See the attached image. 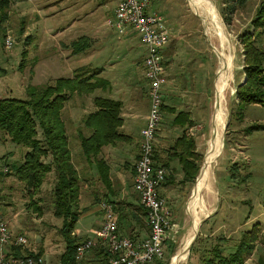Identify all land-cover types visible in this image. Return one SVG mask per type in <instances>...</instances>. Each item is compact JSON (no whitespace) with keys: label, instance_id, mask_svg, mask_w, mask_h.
<instances>
[{"label":"rangeland","instance_id":"obj_1","mask_svg":"<svg viewBox=\"0 0 264 264\" xmlns=\"http://www.w3.org/2000/svg\"><path fill=\"white\" fill-rule=\"evenodd\" d=\"M225 1L227 0H211L224 32L221 41L213 28L204 23L199 8L194 7L189 0H153L149 6L150 11H157L166 17L168 26L175 23L188 26L183 28L182 35L190 38V35L196 36L195 32L199 31L201 39L196 40L200 46L195 44L197 51H200V48L202 50L203 45L206 48L204 52H198L197 56L203 61V73L207 70L209 74V90L204 88L202 98L205 100L202 104L206 101L209 103V115L213 111V98L216 99L211 80L212 75L214 78L217 75L220 66V58L215 50L221 48L220 42L232 61V79L225 93L226 125L222 133V146L209 168L208 182L200 193L202 205L206 209H200L198 204V212L195 214L199 219L197 235L191 248L186 251L185 259L179 264H203L204 260L212 255L214 248L228 254L235 249L242 233L255 226L257 239L243 264L264 263V106L245 105L241 109L240 118L234 95L236 84L244 78L243 45L239 34L250 28L261 0H244L237 3L229 16V24L225 23L222 16L223 8H226ZM115 6L116 0H11L3 10L5 17L0 16V98H24L27 96L26 87L29 84L52 83L57 77L74 76L80 70L85 71L86 66L88 68L99 65L101 54L104 57L116 56L128 63L135 58V61L140 63L145 56V45L139 35L131 28H127L126 33L121 35L106 23V20L113 16ZM7 36L11 39L9 46L4 40ZM80 36H90L96 40L90 44L89 39L86 50L74 54L70 43ZM102 36L105 39L103 46L100 41ZM256 40L264 49V35ZM147 84L145 80L143 85ZM162 86L166 87V84ZM164 92L168 105L178 100L173 94L169 95L166 90ZM199 96L201 98V94ZM201 125L206 131L208 122L204 120ZM208 138L207 134L201 141L202 165L210 139ZM163 141L160 140L161 143ZM23 150V147L14 142H0V207L12 233L27 237L25 245L17 246L19 254L46 253L47 262L42 264H59L65 243L59 231L61 218L53 214V173L49 174L42 184L39 192L41 200L36 201L41 207L38 212L29 204L31 199L24 184L13 175L12 166H16L21 160ZM125 175L122 189L126 194H131L132 188L134 190L130 183L131 174L129 172ZM167 176L166 173L165 177ZM172 179L173 188L176 190L171 196L163 193L161 195L166 200L170 217L178 227L174 238L165 243L164 256L158 264H170L171 257L195 234L187 206L197 180L189 182L185 188V179L182 176H173ZM97 194L90 193L96 197L94 204L103 200L102 196ZM82 205H78L79 212H84L81 213L74 229L89 226L91 220L88 212L96 207L93 205L83 208ZM75 237L80 241L85 238L76 235ZM10 249L13 250V247L10 246ZM101 256L103 257V253ZM99 263L93 249L85 252L83 258L76 262Z\"/></svg>","mask_w":264,"mask_h":264},{"label":"crops","instance_id":"obj_2","mask_svg":"<svg viewBox=\"0 0 264 264\" xmlns=\"http://www.w3.org/2000/svg\"><path fill=\"white\" fill-rule=\"evenodd\" d=\"M184 27L188 26L177 25L176 23L169 25V40L162 49L166 76L164 84H166V87L162 86V118L156 131L154 147L155 153L157 152L158 154L155 157L158 160L157 164L165 168L168 174L167 179L170 177V181H163L159 185L158 193L160 196H162V193L171 196V193L176 190L173 188V176L184 177L181 163L177 156L172 153L170 155L167 150L170 147L172 148L182 135H186V137L194 139L195 151L202 154V139L207 134L209 138L215 136L213 134L212 115L216 99L215 97L213 98V111L209 115V103H206V101L202 104L205 100L202 98L204 88L206 91L209 90V74L207 70L206 73H203V61L197 56V53H200V51L204 52L206 47L203 45L202 50L200 48V51H197V41L201 39V36L198 35L199 31L195 32L196 36L190 35V38H193L190 40L187 35L181 34ZM88 38L90 39V44L93 43V40H96V38L92 39L90 36ZM100 41L103 46L105 43L103 36ZM100 56L102 60L99 65L88 67L87 71V74L94 73L91 78L94 81V88L86 93H74L65 101L61 111V118L64 121L68 136V147L71 152L72 162L77 168L79 175V205L81 207L83 204V208L96 205L94 210L88 212L91 220L89 226L84 227V229L76 228L73 233L76 236L87 238L92 235V230L101 224L102 212L98 207L99 202L97 201L98 203L94 204L93 201L96 197H93V194L90 195V193L97 194L98 192L99 194L97 195L102 196L103 200L115 203L119 233L132 239L140 240L149 233L145 209L140 204L139 197L133 188L131 194H126L122 189V185L125 180L123 177H126L125 174L130 172V183L133 187V166L139 153L140 129L144 126L149 111V85H143V82L147 81L144 76V57L140 63L136 62L135 58H132V62L128 63L116 56L109 57L107 55L104 57L102 54ZM93 69L94 71H92ZM212 76L211 87L215 91L214 82L216 76L215 78L214 75ZM164 90L169 95L173 94L178 100L168 105L164 98ZM105 98L118 102L119 124L117 130L121 135L114 143L104 145L96 160L94 157L87 158L82 152L80 138L91 133V129L83 125L84 117L88 113L98 110L100 108L99 102ZM179 112L181 114L176 117ZM204 120L208 122L206 131L204 126L201 125ZM166 126L167 128H165ZM109 132H113L111 127H109ZM161 139L164 140L162 143L160 142ZM101 162L108 170V182L102 180L101 172L99 171L103 167ZM51 173L49 174L51 175ZM53 180L54 176L51 184H53ZM185 181L184 187L186 188L189 181ZM93 187L94 190H92ZM37 196L39 198V193ZM82 212L84 211L80 210L79 217H81ZM8 253L13 254L10 247L8 248ZM41 256H43L44 261L48 258L46 253Z\"/></svg>","mask_w":264,"mask_h":264},{"label":"trees","instance_id":"obj_3","mask_svg":"<svg viewBox=\"0 0 264 264\" xmlns=\"http://www.w3.org/2000/svg\"><path fill=\"white\" fill-rule=\"evenodd\" d=\"M10 2L11 0H0L1 17H5L3 10ZM225 2L224 7L226 8H223L222 16L225 23L229 24V16L233 13L235 5L244 0ZM261 35H264V0L259 3L250 28L239 34V40L243 45L242 72L244 78L236 84L234 95L240 118L241 109L245 105L264 106V49L257 44L256 40ZM88 41L87 36H80L71 41L72 52L77 54L85 51L89 46ZM86 69L85 71L79 69L81 72L78 71L71 77H57L52 83L29 84L26 87L27 96L24 98L15 96L0 98V142L11 141L23 147L21 160L16 166H12L13 175L24 184L31 199L29 204L34 206L38 212L41 207L36 204V201L39 202L41 199L37 195L46 177L50 172L53 173L54 180L51 188L53 214L61 218L59 231L65 243L59 264H76L75 250L80 242L75 235H72L80 214L78 207L79 175L72 162L61 111L65 101L74 93H86L94 88V81L91 80L94 73L87 74L88 68ZM99 106L98 110L88 113L83 119V125L91 129L88 136L80 138L82 152L87 158L96 159L104 145L114 143L121 135L117 130L118 102L105 98L99 102ZM180 114L181 112L176 117ZM109 127L113 130L112 133L109 132ZM167 151L170 155L172 153L177 156L181 163L183 178L193 183L203 159V155L195 151L194 139L182 135ZM157 156L156 152L154 154L156 163L158 160L155 157ZM47 157H50L49 160L45 159ZM102 162L103 166L104 162L103 164ZM99 171L102 180L108 182V170L103 166ZM165 181L169 182L170 177L168 179L165 177ZM35 197H37L36 200ZM256 227L242 233L232 252L223 254L219 248H214L212 255L208 256L203 264H243L252 252L254 241L257 239ZM92 249L95 250L99 264L106 262L108 252L103 246ZM12 251L15 255H21L18 247H13ZM29 255L41 254L29 253Z\"/></svg>","mask_w":264,"mask_h":264},{"label":"built area","instance_id":"obj_4","mask_svg":"<svg viewBox=\"0 0 264 264\" xmlns=\"http://www.w3.org/2000/svg\"><path fill=\"white\" fill-rule=\"evenodd\" d=\"M151 2L152 0H117L113 16L106 20L107 25L121 35L126 33L127 28L133 29L145 45L143 66L144 76L149 84V111L145 124L140 129L139 156L134 163L133 187L145 209L149 233L140 240L121 235L118 231L115 203L102 200L99 202L101 224L92 230L91 236L81 240L76 246V262L83 258L85 252L103 246L108 252V258L103 264H157L163 259L165 243L173 239L177 232L178 225L170 217L166 200L158 193L166 170L154 159V140L162 118V85L166 81L162 49L169 40L170 28L163 14L149 11ZM4 40L6 45H11L10 36ZM27 241L25 235L12 233L0 207V264H42L44 258L41 255L8 253L10 246H22Z\"/></svg>","mask_w":264,"mask_h":264},{"label":"bare ground","instance_id":"obj_5","mask_svg":"<svg viewBox=\"0 0 264 264\" xmlns=\"http://www.w3.org/2000/svg\"><path fill=\"white\" fill-rule=\"evenodd\" d=\"M189 2L196 8H199V13L206 24V26H210L213 28L215 33L218 35L220 41L224 38L223 28L216 16V12L211 0H189ZM193 7V8H194ZM221 43V48H215L219 58H220V66L217 70V75L214 82L215 88V96L217 98V106L214 108V113L212 116L213 119V134L215 135L213 138H210L207 142L206 153L204 156L203 165L201 167V171L196 178L195 187L190 195L189 205L187 206V210L189 214H191L192 218V229L193 231L197 230V226L199 223V219L196 217V213L198 212V204L200 205V209L205 206L202 205L203 202L200 198V193L202 188L207 184L208 176H209V168L211 164L214 162L218 153L220 152V148L222 146V133L226 125V113H225V93L227 87L231 82V59L230 54L226 53L225 48ZM191 236L186 240L183 247L171 257L170 264H179L186 257V246L190 241Z\"/></svg>","mask_w":264,"mask_h":264},{"label":"water","instance_id":"obj_6","mask_svg":"<svg viewBox=\"0 0 264 264\" xmlns=\"http://www.w3.org/2000/svg\"><path fill=\"white\" fill-rule=\"evenodd\" d=\"M217 98H216V100H215V107L217 106ZM214 137V136H213ZM200 171H201V169H200ZM200 171H199V173H200ZM199 175V174H198ZM198 177V176H197ZM196 177V178H197ZM196 235H197V230L195 231V234L193 235V237H192V239L190 240V242L188 243V245L186 246V251H188L190 248H191V245H192V243H193V241L195 240V237H196Z\"/></svg>","mask_w":264,"mask_h":264}]
</instances>
